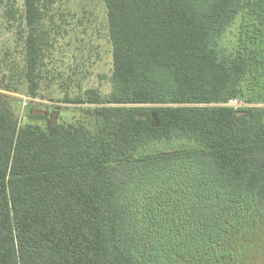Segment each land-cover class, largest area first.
<instances>
[{
    "label": "trees",
    "instance_id": "trees-1",
    "mask_svg": "<svg viewBox=\"0 0 264 264\" xmlns=\"http://www.w3.org/2000/svg\"><path fill=\"white\" fill-rule=\"evenodd\" d=\"M56 1L6 9L28 28L34 97ZM105 3L107 96L66 99L88 104L74 121L44 105L22 122L0 90V264L218 261L264 215V104L224 105L249 77L264 97V0Z\"/></svg>",
    "mask_w": 264,
    "mask_h": 264
},
{
    "label": "rangeland",
    "instance_id": "rangeland-1",
    "mask_svg": "<svg viewBox=\"0 0 264 264\" xmlns=\"http://www.w3.org/2000/svg\"><path fill=\"white\" fill-rule=\"evenodd\" d=\"M22 5L23 0L12 4L0 0V85L4 88L0 90L17 99L16 112L22 122L28 120L31 108L42 109L44 105L56 110L55 117L61 121H74L81 116L80 108L88 104L66 99L83 97L87 89H97L102 96L111 90L112 47L105 0H57L46 12L39 25L46 42L35 97L25 75L28 28L21 23L20 12L17 21H9L6 16L7 8ZM238 25L237 22L229 29L223 44L233 45ZM238 99L243 105L264 104V97L250 77ZM171 147L157 144L150 150ZM217 249L222 253L218 261L209 254V262L197 264H264V215L253 228L242 230L233 242H225Z\"/></svg>",
    "mask_w": 264,
    "mask_h": 264
},
{
    "label": "built area",
    "instance_id": "built-area-1",
    "mask_svg": "<svg viewBox=\"0 0 264 264\" xmlns=\"http://www.w3.org/2000/svg\"><path fill=\"white\" fill-rule=\"evenodd\" d=\"M224 105L238 107V106H241L243 104L241 103V101L238 98H232L228 102L224 103Z\"/></svg>",
    "mask_w": 264,
    "mask_h": 264
}]
</instances>
